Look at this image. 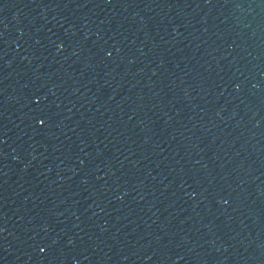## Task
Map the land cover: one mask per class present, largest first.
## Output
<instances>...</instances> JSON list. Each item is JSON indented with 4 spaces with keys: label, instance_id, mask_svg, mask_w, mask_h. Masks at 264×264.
<instances>
[{
    "label": "water",
    "instance_id": "95a60500",
    "mask_svg": "<svg viewBox=\"0 0 264 264\" xmlns=\"http://www.w3.org/2000/svg\"><path fill=\"white\" fill-rule=\"evenodd\" d=\"M0 264H264V0H0Z\"/></svg>",
    "mask_w": 264,
    "mask_h": 264
}]
</instances>
